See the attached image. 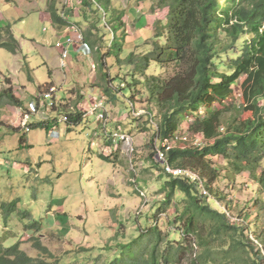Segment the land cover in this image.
Listing matches in <instances>:
<instances>
[{"label": "rangeland", "instance_id": "374dc122", "mask_svg": "<svg viewBox=\"0 0 264 264\" xmlns=\"http://www.w3.org/2000/svg\"><path fill=\"white\" fill-rule=\"evenodd\" d=\"M58 1L61 7H68L65 8L70 22H76L86 34L93 21L86 23L82 18L80 0H74L77 6ZM157 4L158 0L144 5L131 0L112 1V8L125 11L129 18L126 21L131 35L126 40L123 59L132 52L141 55L152 49L136 43L139 38L147 42L154 37L157 20L166 24L168 10L157 8ZM97 10L101 16L99 27L107 31L109 42L112 34L108 28H113L109 22L111 16L100 5ZM9 24L21 50L14 55L0 49V244L10 247L23 242V250L39 257L32 244V238H39L59 264H105L109 254L103 248L116 247L117 242L111 241L116 232L130 241L158 218L159 227L173 240H180L177 229L171 227L174 225H167L174 219L176 202L167 207L166 214L156 215L165 207L167 177L162 164L156 160V149L162 144L156 139L157 111L148 102L146 88L133 85V68L125 64L120 67L112 57L100 69L95 48L92 56L85 57H94L96 66L81 55L73 60L70 57L72 64L66 61L67 65L62 68L56 28L46 15V0H0V26ZM164 41L165 38L160 39L161 43ZM108 44L103 52L110 50ZM160 71L153 64L147 73ZM30 74L32 81L28 79ZM95 74V84L103 88L106 84L103 75H106L117 95L116 101L105 96L102 89L89 88L94 85ZM142 78L136 79L142 81ZM244 80L242 76L234 84L235 100L239 104H243ZM123 83L126 86L119 91ZM46 84L49 85L46 87ZM50 85L55 87L54 92L39 99L41 94L50 91ZM42 86L45 90H41ZM11 87L14 95L23 101L22 108L3 96ZM79 87L85 88L84 96ZM99 98L105 99L109 109L107 130L95 115L83 118V122L74 126L62 121L68 113L89 111ZM53 102L54 107L50 106ZM142 110L147 114L138 115ZM27 113L32 117L30 124L57 123L51 130L40 126L25 131L22 123ZM251 116L249 112L244 113V118ZM111 122L117 123L113 126ZM187 122L188 119L178 133L189 135V141H177L174 147H190L196 140L187 133ZM115 131L132 137L133 151H128L123 143L109 141L108 134ZM23 137L26 143L21 142ZM213 163L220 171L214 185L218 195H213L217 201L208 198V203L220 212L228 209L233 216L229 218L232 223L245 227L250 239L260 235L264 241V192L250 173L235 175L223 158H215ZM14 200H19V211H28L32 216L23 217L17 212L6 224L1 205Z\"/></svg>", "mask_w": 264, "mask_h": 264}, {"label": "trees", "instance_id": "16d2710c", "mask_svg": "<svg viewBox=\"0 0 264 264\" xmlns=\"http://www.w3.org/2000/svg\"><path fill=\"white\" fill-rule=\"evenodd\" d=\"M131 1L141 4L150 0ZM46 3L52 24L67 27L70 21L62 16L66 5L61 7L58 0ZM80 5L84 21H93L85 40L93 51L98 48L95 57L100 69L106 66L105 60L113 57L120 67L125 64L133 68L134 86L146 88L148 102L157 111V141L172 140L187 119V133L203 136L201 146L171 148L167 152L169 165L197 172L207 180L211 194L218 195L214 185L220 171L213 160L223 158L235 175L250 173L264 192V0H158L157 8L168 10L166 24L161 20L155 22L154 37L144 43L152 47L150 51L141 55L132 52L125 59L122 53L129 36L126 12L112 8V0H80ZM98 5L111 16L114 40L107 53L103 52L108 44L107 31L99 27ZM161 38H165L163 43ZM98 44L100 47H95ZM0 49L14 55L21 50L10 24L0 26ZM153 64L159 66L160 73H147ZM137 76L143 80L136 79ZM242 76L243 104H239L234 84ZM29 79L32 80L31 76ZM103 81L104 88L99 84L93 86L116 101L117 95L105 74ZM3 96L22 108L12 87ZM247 112L251 118H244ZM66 115L68 125L83 122L80 110ZM55 124L29 122V127L51 130ZM26 141V137L21 140ZM166 175L165 207L156 215L166 214L167 207L175 201L178 207L167 225H174L171 227L177 229L181 239L173 240L159 227L158 218L130 241L116 232L111 239L117 242L116 247L103 248L109 254L105 264H264L262 248L246 235L245 227L232 223L226 214L214 209L195 183ZM18 203L14 200L1 205L6 224L17 212L23 217L32 216L28 211H19ZM256 238L264 250L262 237ZM32 241L39 257L23 250V242L10 247L0 244V264H59L39 238Z\"/></svg>", "mask_w": 264, "mask_h": 264}, {"label": "built area", "instance_id": "2783aa9c", "mask_svg": "<svg viewBox=\"0 0 264 264\" xmlns=\"http://www.w3.org/2000/svg\"><path fill=\"white\" fill-rule=\"evenodd\" d=\"M67 6L69 4L71 5L72 0H65ZM68 8V7H67ZM64 18L67 19L66 11L64 10V13L62 15ZM112 34V38L108 42L109 48L112 45V42L114 40V32L112 31L111 28H108ZM66 32L68 33L66 37L56 44V47L61 50V67L64 68L67 63L66 61H69V58L72 56V51L74 49L75 45H78V51L82 53L84 56H92L91 53H93L92 47L89 45V43L85 40V33L81 29V27L77 23H70L67 28ZM98 48H95L97 50ZM125 85L123 84L122 87ZM55 87H52L49 92H45L44 94H41L39 99L48 97L49 95L54 92ZM55 103L53 102L50 106L54 107ZM134 114L136 112L134 111ZM144 114L146 115L147 113L145 111H140L138 115ZM91 115H95L97 118V121L101 123L104 127L105 130H107L108 123H109V111L106 106V101L104 98H99L96 99L94 102L93 106L90 108L89 111L84 112V118L89 117ZM31 115L27 113L24 116L23 120V127L26 129V131H30L29 127V122L31 120ZM151 121L153 122V117H151ZM63 122H68L69 117L65 115L62 118ZM108 137L113 139L114 141L120 143H123L125 147H127L128 151H133V139L132 137L125 133V132H120V131H115L110 134H108ZM196 137V140L191 146H201L203 144V136L201 134L194 136ZM190 139L189 135H185L183 133H177L175 137L172 140H165L162 143L161 147H157L156 149V160L162 164L164 170L166 173L173 175L174 177H179L183 179H187L192 183H195L196 186L199 188L200 193L204 197L212 198L216 200L213 195L211 194L208 185H207V180L203 178L200 174L197 172L191 170V169H184V168H174L169 163L167 162V152L174 147L173 143H176L177 141L179 142H184L187 143ZM217 201V200H216ZM224 211L222 213L226 214V216L230 219H233V216L229 213L228 209L224 208ZM237 222H240L239 219H235ZM251 240L259 247L262 248V253L264 254V250L262 245L259 243V240L253 236L251 237Z\"/></svg>", "mask_w": 264, "mask_h": 264}, {"label": "crops", "instance_id": "0c3cea01", "mask_svg": "<svg viewBox=\"0 0 264 264\" xmlns=\"http://www.w3.org/2000/svg\"><path fill=\"white\" fill-rule=\"evenodd\" d=\"M112 1H113V0H112ZM74 2H75V3H74ZM46 4H47V3H46ZM77 4H78V3H77L76 1L72 0L71 6H72V5L77 6ZM135 4H137V3H135ZM141 4L144 5V4H146V3H141ZM46 15H47V17L49 18V20H51L49 14H48L47 12H46ZM73 16H74V14H73ZM72 18H73V17H72ZM67 19L70 21V18L67 17ZM126 19H129V18L127 17V15H126ZM70 23H72V22H70ZM73 23H76V22H73ZM54 27L56 28V33H57L56 35H57V37H58V41L64 39V38L66 37V35L68 34V33L66 32V28H67V27H62V26H54ZM127 31H128V34L130 33V35H131V31H129V29H128ZM129 37H130V36H129ZM129 37H128V38H129ZM128 38H127V39H128ZM144 43H146L145 40H141V39L139 38V41H137L136 45H142V44H144ZM16 55H17V54H16ZM81 55H82V53H80V52L78 51V45H75V46H74V49H73V51H72V56H71L72 60H73V59H77V58H78L79 56H81ZM92 55H93V54H92ZM83 57L86 58L90 64L92 63L93 65L96 66V64H95V60L93 59L94 57H92V58H87V57H85L84 55H83ZM69 63L72 64L70 60H69ZM71 66H72V65H71ZM30 76H31V78H32V80H33V77H32L31 74H30ZM92 77H93V79H94V82H93V83H94V85H96V84H95V78H97V74L93 75ZM28 79H29V76H28ZM32 80L29 79V81H32ZM91 84H92V83H91ZM91 84H90V85H91ZM53 87H54V86H53ZM79 88L82 89V90H81V91H82L81 94L84 96V91H83V90H84L85 88H82V87H79ZM89 88H90L91 90H93V89L95 90V89H98L99 87H94L93 85H91V87L89 86ZM99 89L101 90V88H99ZM101 92H102V91H101ZM21 101H22V100H21ZM84 101H85V100H84ZM22 102H23V101H22ZM87 110H88V109H87ZM87 110L85 109V111H87ZM108 110H109V109H108ZM30 121H31V120H30ZM116 123H117V122H116ZM116 123H112V122H111V125L115 126ZM119 125H120V124H119ZM117 126H118V125H117ZM108 139H109V141H114L113 139H111V138H109V137H108ZM117 143H118V142H117Z\"/></svg>", "mask_w": 264, "mask_h": 264}]
</instances>
